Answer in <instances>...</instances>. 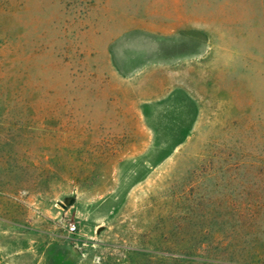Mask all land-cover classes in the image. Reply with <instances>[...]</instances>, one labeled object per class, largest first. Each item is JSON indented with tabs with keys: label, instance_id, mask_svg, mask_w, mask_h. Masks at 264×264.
I'll return each instance as SVG.
<instances>
[{
	"label": "rangeland",
	"instance_id": "1",
	"mask_svg": "<svg viewBox=\"0 0 264 264\" xmlns=\"http://www.w3.org/2000/svg\"><path fill=\"white\" fill-rule=\"evenodd\" d=\"M0 264H264V0H0Z\"/></svg>",
	"mask_w": 264,
	"mask_h": 264
},
{
	"label": "water",
	"instance_id": "2",
	"mask_svg": "<svg viewBox=\"0 0 264 264\" xmlns=\"http://www.w3.org/2000/svg\"><path fill=\"white\" fill-rule=\"evenodd\" d=\"M73 203V198H67L65 200V205H62L63 208H67V207H70Z\"/></svg>",
	"mask_w": 264,
	"mask_h": 264
},
{
	"label": "built area",
	"instance_id": "3",
	"mask_svg": "<svg viewBox=\"0 0 264 264\" xmlns=\"http://www.w3.org/2000/svg\"><path fill=\"white\" fill-rule=\"evenodd\" d=\"M69 229H70L71 232H73V231H75V226L71 225Z\"/></svg>",
	"mask_w": 264,
	"mask_h": 264
}]
</instances>
